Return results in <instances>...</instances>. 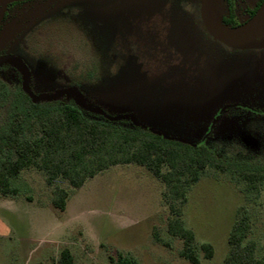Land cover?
Instances as JSON below:
<instances>
[{
    "label": "rangeland",
    "instance_id": "rangeland-1",
    "mask_svg": "<svg viewBox=\"0 0 264 264\" xmlns=\"http://www.w3.org/2000/svg\"><path fill=\"white\" fill-rule=\"evenodd\" d=\"M61 1L22 11L9 27L8 40L18 42L16 51L34 70L27 85L35 96L61 91L57 100L78 102L94 116L264 166V50L214 40L195 0H76L56 22L17 38ZM0 83L9 96L21 88L8 73L0 72ZM8 108L9 102L0 108L1 123ZM45 179L26 171L14 180L20 196L0 198V264H59L64 249L73 264H115L119 255L137 264H191L180 256L182 240L168 234L173 214L164 186L144 167H110L79 189L57 181L70 193L64 212L53 208ZM179 207L200 264H225L241 209L250 216L256 254L263 255L264 190L247 193L237 177L208 169ZM203 244L213 247L212 258Z\"/></svg>",
    "mask_w": 264,
    "mask_h": 264
},
{
    "label": "trees",
    "instance_id": "trees-1",
    "mask_svg": "<svg viewBox=\"0 0 264 264\" xmlns=\"http://www.w3.org/2000/svg\"><path fill=\"white\" fill-rule=\"evenodd\" d=\"M195 1L200 8L199 0ZM222 21L232 27L231 21ZM0 89V108L9 102L7 120L0 122V198L19 197L14 180L26 171L36 170L44 173L46 185L53 187V208L64 212L70 193L55 185L57 181L79 189L110 167L135 164L147 169L164 186L162 197L173 214L167 231L182 240L180 256L191 264H200L195 234L186 228L179 207L185 205L188 189L212 169L237 177L247 193L264 190V166L218 158L203 144L165 138L131 122L105 120L73 101L34 103L21 88L11 96L4 84L0 83ZM27 200L32 201L29 197ZM251 230L249 214L239 210L228 238L230 249L225 264H264V253L257 256V244L250 239ZM201 250L207 259L213 257L210 244H203ZM59 264H73L70 250L61 252ZM115 264L137 263L119 255Z\"/></svg>",
    "mask_w": 264,
    "mask_h": 264
},
{
    "label": "flooded vegetation",
    "instance_id": "flooded-vegetation-1",
    "mask_svg": "<svg viewBox=\"0 0 264 264\" xmlns=\"http://www.w3.org/2000/svg\"><path fill=\"white\" fill-rule=\"evenodd\" d=\"M45 0H22L9 3L0 7V60L6 57H15L20 59L28 68L29 74H34L32 67L26 62V60L19 55L16 51L18 42L14 45L8 40V35L12 32L9 28L12 23L17 20L19 14L22 11H26L31 8L42 7L41 4ZM76 0H62L59 3L51 4L40 15L30 21L21 31L18 33L23 38H27L33 29L41 28L46 20L49 22H55L61 17V13L71 6ZM264 0H221V10H219L221 19L231 21L232 28L239 27L250 21L263 6ZM29 11V10H28ZM33 11V9H32ZM63 12V13H64ZM66 22V21H63ZM15 46V47H14ZM0 72L8 73L12 76L18 75L21 77V89L23 84V76L18 71L15 65L3 63L0 65ZM23 90V89H22ZM124 121V120H123Z\"/></svg>",
    "mask_w": 264,
    "mask_h": 264
},
{
    "label": "water",
    "instance_id": "water-1",
    "mask_svg": "<svg viewBox=\"0 0 264 264\" xmlns=\"http://www.w3.org/2000/svg\"><path fill=\"white\" fill-rule=\"evenodd\" d=\"M17 1L22 0H0V7ZM199 2L202 24L206 32L214 40L232 49L242 51L264 50V4L250 21L239 27L232 28L223 23L219 13L217 0H199ZM2 63L16 66L23 76L22 89L34 103L39 101H55L58 99L61 91L56 92L52 96H35L31 92L27 85L29 70L20 59L6 57L0 60V65ZM76 104L78 105V102H76ZM85 109L88 110V108Z\"/></svg>",
    "mask_w": 264,
    "mask_h": 264
}]
</instances>
